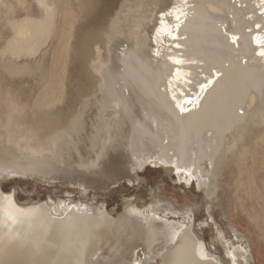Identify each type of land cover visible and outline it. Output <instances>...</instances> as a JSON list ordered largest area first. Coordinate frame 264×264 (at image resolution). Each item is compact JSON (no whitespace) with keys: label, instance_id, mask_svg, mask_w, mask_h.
<instances>
[{"label":"bare ground","instance_id":"1","mask_svg":"<svg viewBox=\"0 0 264 264\" xmlns=\"http://www.w3.org/2000/svg\"><path fill=\"white\" fill-rule=\"evenodd\" d=\"M0 11V179L70 188L22 201L0 186V264H264V0H0ZM149 164L204 194L210 243L193 205L156 190L121 198L120 212L96 199L146 188ZM222 194L249 225L230 221L234 239L213 215Z\"/></svg>","mask_w":264,"mask_h":264},{"label":"rangeland","instance_id":"2","mask_svg":"<svg viewBox=\"0 0 264 264\" xmlns=\"http://www.w3.org/2000/svg\"><path fill=\"white\" fill-rule=\"evenodd\" d=\"M2 21V13L0 11V43L1 37L3 35ZM26 72L32 71L27 70ZM147 166L148 167L144 172H140L141 175L145 176L146 181L148 182L146 188L144 187L140 190H135L133 187H130L127 184L125 185V183H121L119 185H113V188L111 187L103 190L100 189V195H97L96 199H98L99 202H104L109 209H117V212H120L122 207L121 198L129 196L132 197L131 199H133V201L143 203V201H149V197L152 195L151 189L156 190L155 194H159L162 198L173 200V202H175L178 207L189 205L193 208L194 206L193 209L195 218L197 219L196 222L200 223L201 226L199 227L200 233L204 237L205 241L210 243L211 240H213L214 236V226L213 222L209 219L208 214L204 209V206L202 205V200L203 198H205L204 194L196 187L192 188L189 192H183L181 189L172 186L173 180H170V178L167 177L160 168L154 167V165L151 164ZM8 177L9 176H6L0 179V186L2 185L1 187L7 191H15V193L20 197V200L22 201H25L29 198H39L41 200H44L47 199L49 195L54 197L55 195L60 193L64 194L66 190L70 189L69 186H67V183L63 181V179H57L55 180V182H51L44 181L41 179L37 180L34 177L32 179L28 177L21 179L16 176H10L9 179H7ZM21 180H23V182H21ZM92 196L93 195H90V198H93ZM231 198H233V196L226 195L225 197V195L222 194L217 203H214L213 215L215 217L217 225L219 224L221 229L227 231L229 233V236L234 239L233 234L229 232L230 229L228 223L230 221L232 222L233 220H235L236 225H238L239 228L243 231L246 230L245 228L249 227V225L243 216L235 215L234 217H230V214H233V202ZM253 238L256 241L258 240L257 236L254 234ZM260 248L264 253L263 246L261 247L260 245ZM215 250L221 252V244L219 242H217V244L215 245Z\"/></svg>","mask_w":264,"mask_h":264},{"label":"snow or ice","instance_id":"3","mask_svg":"<svg viewBox=\"0 0 264 264\" xmlns=\"http://www.w3.org/2000/svg\"><path fill=\"white\" fill-rule=\"evenodd\" d=\"M262 55H264V53H261Z\"/></svg>","mask_w":264,"mask_h":264}]
</instances>
